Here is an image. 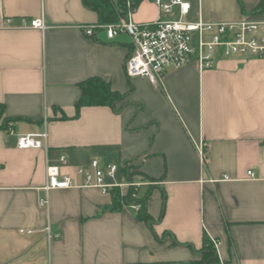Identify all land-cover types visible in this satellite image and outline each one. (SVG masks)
<instances>
[{
	"label": "crops",
	"instance_id": "obj_1",
	"mask_svg": "<svg viewBox=\"0 0 264 264\" xmlns=\"http://www.w3.org/2000/svg\"><path fill=\"white\" fill-rule=\"evenodd\" d=\"M263 1L197 0L188 17L264 21ZM158 17L149 0L133 13L136 23ZM38 18L44 31L23 22ZM98 23L82 0H0V264H195L204 236L224 264H264V60L128 78L129 38L87 36ZM90 79L122 99L76 117ZM43 132L41 148L17 147V136ZM60 156L78 185L77 167L93 159L129 166L147 182L138 196L150 224L95 188L45 195Z\"/></svg>",
	"mask_w": 264,
	"mask_h": 264
},
{
	"label": "built area",
	"instance_id": "obj_2",
	"mask_svg": "<svg viewBox=\"0 0 264 264\" xmlns=\"http://www.w3.org/2000/svg\"><path fill=\"white\" fill-rule=\"evenodd\" d=\"M130 1L124 0L126 13L119 21L84 28L87 36L104 33L108 40L119 36L129 38L131 52L124 63L128 78L144 77L157 82L165 71L190 62H196L201 69H211L220 59L264 60V21L205 22L200 18L191 21L188 19L191 5L187 0H152L159 11L158 19L136 23ZM23 22L33 29H46L43 18ZM45 138V132L17 136V147L39 149ZM64 164L65 157L60 156L57 164L47 166L46 183L41 188L45 195L53 190L77 187L95 188L103 194L118 190L121 195H127L125 205L134 210L142 206L136 197L139 188L147 182L125 180L121 166L101 165L93 159L88 166L77 167L76 174L83 181L78 185L75 178L62 174ZM248 175L253 178L252 172ZM47 204V196L39 199L40 207L46 208ZM211 243L216 248L217 242ZM211 264L224 263L216 260Z\"/></svg>",
	"mask_w": 264,
	"mask_h": 264
},
{
	"label": "trees",
	"instance_id": "obj_3",
	"mask_svg": "<svg viewBox=\"0 0 264 264\" xmlns=\"http://www.w3.org/2000/svg\"><path fill=\"white\" fill-rule=\"evenodd\" d=\"M145 0H131V8L133 10ZM152 1V0H149ZM240 2V0H237ZM83 6L98 15L100 24H111L119 21L126 13V6L123 0H82ZM264 6V1L259 7ZM82 96L76 103V117L79 116V111L82 106H114L115 103L122 99V96L110 90L109 86L97 79H90L81 84ZM3 107L0 106V115ZM7 120H4L0 125V129H6ZM122 176L125 180H133V172L126 164L121 168ZM113 199V208L121 206L123 201H126V196L120 194L118 190L111 192ZM143 203V202H142ZM143 205V204H142ZM143 207L138 210L137 218L150 224L149 216L142 212ZM202 260L195 264H211L217 260L214 247L207 236H204Z\"/></svg>",
	"mask_w": 264,
	"mask_h": 264
},
{
	"label": "rangeland",
	"instance_id": "obj_4",
	"mask_svg": "<svg viewBox=\"0 0 264 264\" xmlns=\"http://www.w3.org/2000/svg\"><path fill=\"white\" fill-rule=\"evenodd\" d=\"M187 1L190 3V5H193V6H194V10H195V12H196V11H197V0H187ZM123 2H124V0H123ZM124 3H125V2H124ZM195 12L192 11L190 17H188L189 20H191V21H194V20H195V18H194V16H195ZM124 196H127V195H124ZM136 200H140L139 196L136 197ZM123 203L125 204L126 202L123 201ZM140 208H141V207H140Z\"/></svg>",
	"mask_w": 264,
	"mask_h": 264
}]
</instances>
